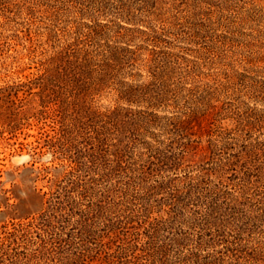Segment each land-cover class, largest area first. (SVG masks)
<instances>
[{
    "label": "rangeland",
    "instance_id": "obj_1",
    "mask_svg": "<svg viewBox=\"0 0 264 264\" xmlns=\"http://www.w3.org/2000/svg\"><path fill=\"white\" fill-rule=\"evenodd\" d=\"M114 48L133 51L130 61L93 65L81 95L69 87L62 98L98 112H153V121L125 138L110 132L100 153L87 130L61 144L77 114H56L59 101L37 77L62 50L102 63ZM129 84L150 94L127 102ZM194 110L208 112L181 155L165 124ZM217 129L234 133L221 141ZM257 143L264 148V0H0V235L51 216L6 246L0 264H120L114 255L141 252L135 244L150 234L167 264H264V156L254 166L243 155ZM163 154L176 165L159 162ZM221 163L236 169H215Z\"/></svg>",
    "mask_w": 264,
    "mask_h": 264
},
{
    "label": "trees",
    "instance_id": "obj_2",
    "mask_svg": "<svg viewBox=\"0 0 264 264\" xmlns=\"http://www.w3.org/2000/svg\"><path fill=\"white\" fill-rule=\"evenodd\" d=\"M129 52L133 51L119 48L110 49L106 55H103L102 63L97 62L94 56H92L90 53L86 52L85 54L79 56L76 55L74 51L70 52L69 49L62 50L51 58L48 66L45 68V72L37 77V80L40 82L41 91L46 98H48L49 100L51 99V101H54L55 104L58 103L57 101H59V107L55 109L56 114H58V112L67 113L70 110H73L77 114V116L73 117V120L69 127L61 129L58 142L64 144V141L67 136L66 133H79L81 130H87L89 132L94 133V138L97 144L96 149L100 153L106 147L108 134L110 132L118 131L119 134L123 138H125L127 134L130 133L133 129L138 130L139 128H142L144 125L150 124L153 121L151 117L155 116L156 114L153 112L145 114L142 111H132L124 109H115L109 112H98L92 111L90 109H85L81 105L79 98L73 101H69L68 99L62 98V94L64 93L65 88L69 87L71 88V90H77L75 94L76 97H79L81 95V81L84 77L93 73V65L101 66V69L107 71L113 65H121L122 62H129L130 60L127 59V55L129 54ZM148 94H150L149 85L129 84L125 89L121 90L120 98L127 102H136L144 96H147ZM207 112V110H194L186 117L169 118V121L167 122V124H165V130L175 133L176 138L174 142L178 143V146L180 148L179 154L182 155L184 151H187L192 147L194 148L193 144L195 139H192L193 135L195 134V132L192 130L194 127L193 122L195 120H198L200 117L205 116ZM214 132L216 135L222 138L221 141H224L225 138H230L234 133L233 129H217ZM122 141L123 140L119 139L118 144H112L113 146H115L113 154L116 156L117 160H119L117 162V167L122 166L120 159L124 156V148L120 146L122 144ZM228 145L229 144L226 142L224 143L223 147L228 149ZM217 147L218 146L216 144V150ZM246 149L243 150V155L245 154L249 159V162L253 163L254 166L255 163L260 160L261 156H264V148L261 147L259 143L253 145L250 149ZM156 151L160 152L159 148H157ZM213 152L214 155H217V151ZM163 155V158H161L159 162H164V160L168 158V160L170 159L171 161H173L172 165L177 163L176 156L169 157L165 154ZM247 162L248 161H245V164H242V166L246 167ZM162 164L161 166H163ZM225 165L226 164L221 163L215 169H218L220 171L236 169L234 163L229 164V168H226ZM262 167L263 164L261 162L257 166V169H261ZM205 169L206 168H202V170ZM74 170H77V167H73V169L68 172V175L72 174ZM233 174L235 178L238 177L235 172ZM252 176L253 173L250 170L245 172L244 178L247 183H251ZM204 181L206 180L203 178L198 183ZM166 187H168V183H160L159 185L155 186V188L158 189H165ZM173 197H176V194L172 192L171 198ZM50 219V214L48 212H43L39 215L38 219L30 221L27 224H20L18 226H14L12 230L6 231L5 236L3 238L0 235V252H3L5 247L9 246L10 243H16L18 242L19 238L28 233H31V230L35 229L36 227L50 223ZM161 222V220L153 222L149 231H156ZM148 237L149 240L142 247H139L138 244H135V249H138L141 252L133 254L132 257H129V254L124 251H121L114 256L117 258L120 264H167L164 258L165 249H163L162 247L157 248L154 246L153 234H150ZM259 252L264 255V249H260ZM249 256L254 257L251 256V253L248 254V252H246L245 257ZM123 258L126 259L123 260ZM254 259L259 260V258H256V256L254 257ZM10 264L19 263L17 261H12ZM73 264H77V262L74 261ZM191 264L213 263L210 260H204L202 262L199 260H194Z\"/></svg>",
    "mask_w": 264,
    "mask_h": 264
}]
</instances>
